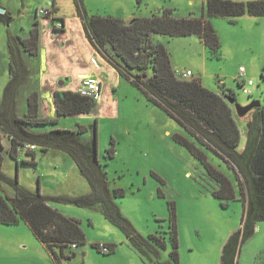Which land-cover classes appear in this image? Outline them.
I'll return each mask as SVG.
<instances>
[{
  "label": "rangeland",
  "instance_id": "1",
  "mask_svg": "<svg viewBox=\"0 0 264 264\" xmlns=\"http://www.w3.org/2000/svg\"><path fill=\"white\" fill-rule=\"evenodd\" d=\"M81 1L89 16H113L126 21L134 16H150L163 8H173L177 17L206 16V0ZM53 2L56 12L49 17L37 14L41 9H52ZM0 6L12 17L9 22L0 20V104L11 78L9 34L26 38L38 22L39 46L46 53V60L22 50L29 74L18 94V114L24 116L27 92L31 88L41 94L52 86L75 90L79 71L99 77L101 95L89 114L60 116L56 124L40 128L79 129L85 126L87 130L82 138L87 141L92 140L96 128L98 157L107 172L109 185L112 189L125 190L124 196L115 197L123 215L145 237L153 233L166 236L167 247L161 249L159 260L170 259L172 244L165 231L169 230L170 221L168 201H174L180 264H222L223 246L241 226L242 200H230L223 206L213 195L217 187L215 180L187 146L176 139V134L190 137L188 132L175 118L150 102L129 78L120 75L117 64L107 57L109 55L120 64L110 47L103 51L94 48L86 36L77 0H0ZM52 16L55 22L61 21L60 18L66 20L64 32H54ZM211 22L220 37V57H212L203 38L197 34H153L152 39L166 46L178 77L190 69L191 77H200L205 87L217 92L233 91L237 103L264 102L261 75L264 17L246 13L235 21L212 17ZM93 57L98 60V66L93 63ZM241 67L245 68L244 72ZM152 72L149 69L148 75ZM249 79L254 81L248 86L252 94L242 87ZM50 107L45 106L44 112H50ZM53 114L57 116L56 110ZM237 120L244 133L245 122ZM0 142L6 147L3 172L11 177L18 173L19 182L29 190H40L46 196H80L91 191L88 180L67 152L50 148L44 153L38 146L35 166L23 163L29 158L26 153L20 154L18 161L12 158L6 152L9 145L6 137L1 136ZM112 147L111 155L109 149ZM219 161L216 157L211 159L217 166ZM220 168L229 174L223 164ZM0 193L13 195L14 189L0 182ZM50 204L81 220L86 243L75 248L74 256L57 262L25 221L11 225L0 223V264H153L149 257H141L140 253L132 256L125 234L101 210L57 200H51ZM98 242H114L118 248L114 253L104 254L94 245ZM151 257L155 259V255ZM235 261L236 264H264V220L257 223L255 233L237 251Z\"/></svg>",
  "mask_w": 264,
  "mask_h": 264
},
{
  "label": "trees",
  "instance_id": "2",
  "mask_svg": "<svg viewBox=\"0 0 264 264\" xmlns=\"http://www.w3.org/2000/svg\"><path fill=\"white\" fill-rule=\"evenodd\" d=\"M77 6L84 20L86 36L94 48L103 51L110 47L120 64L109 55L107 57L117 64L120 75L129 78L150 102L175 118L188 132L190 137L176 134V139L187 146L215 180L217 187L213 189V195L221 200L223 206L237 198L243 201L241 226L228 237L221 254L222 264H236L237 251L255 233L257 223L264 220V104L243 116L236 115L229 101V98L237 99L233 91L211 90L202 84L200 77H178L168 49L164 44L154 42L152 36L197 34L203 38L211 56L220 57L221 41L211 18L227 17L235 21L246 13L264 17V0H206V16L177 17L173 8H163L152 12L150 16H134L127 21L113 16H89L81 0H77ZM55 11L53 8L52 12ZM11 18L8 11L0 12V20L9 22ZM54 19L55 16H52L53 23ZM60 19L64 22V18ZM39 37L38 22L26 38L9 34L11 78L0 104V130L10 142L6 152L16 161L20 154L26 153L29 158L23 163L36 166V152L24 150L26 144L40 146L42 152L50 148L65 151L88 180L91 191L80 196H46L40 190H29L19 182L18 173L11 177L3 172L5 148L0 142V182L14 189L13 196L0 193V223L11 225L25 221L52 252L54 259L60 262L62 258L74 256L75 248L87 241L81 220L62 213L50 204L51 200L71 202L101 210L107 219L122 230L128 242L142 256L149 257L153 264H180L174 201H168L170 221L169 230L165 232L169 233L172 249L170 259L165 262L159 260L158 256L161 249L167 247L166 236L161 233L143 236L116 203L115 197L124 196L125 190L112 189L109 185L107 172L98 157L96 128L91 141L82 138V133L87 130L85 126L79 129L40 128L56 124L60 116L89 114L97 103L96 98L78 90H55L53 101L57 116L48 117L40 115V93L32 90L27 98L26 114H18V94L29 74L22 50L38 56ZM149 69L153 71L150 76ZM261 75L264 79V67ZM238 118L246 123L243 148L239 147L242 133ZM113 150V147L109 149L111 155ZM212 157L220 160L218 166L211 162ZM222 164L229 174L220 168ZM107 244L110 250L104 254L114 253L116 243ZM94 245L99 249V242ZM152 255H155V259Z\"/></svg>",
  "mask_w": 264,
  "mask_h": 264
},
{
  "label": "built area",
  "instance_id": "3",
  "mask_svg": "<svg viewBox=\"0 0 264 264\" xmlns=\"http://www.w3.org/2000/svg\"><path fill=\"white\" fill-rule=\"evenodd\" d=\"M52 13V9H41L37 12V14H42V15H51ZM64 24L61 21L55 22L54 21V27L55 29H61L63 28ZM93 63L98 66V60L96 58H92ZM241 72L245 71L244 67H241ZM193 75L192 71L189 69L187 71H183L181 72V78H190ZM101 84L102 81L100 80L99 77L94 76V75H85L81 78V82L80 85L78 87V91L84 95H90L94 98H96L97 100L100 98L101 95ZM254 84V81L252 79H249L247 81V83H244L242 85L244 91L248 94H252V91L250 90V88H248V86H251ZM37 146L33 143H28L25 145L24 150H36ZM75 244L73 245V247L75 248ZM99 250L102 253H107L110 250V247L107 243L105 242H101L99 243Z\"/></svg>",
  "mask_w": 264,
  "mask_h": 264
},
{
  "label": "crops",
  "instance_id": "4",
  "mask_svg": "<svg viewBox=\"0 0 264 264\" xmlns=\"http://www.w3.org/2000/svg\"><path fill=\"white\" fill-rule=\"evenodd\" d=\"M56 4H55V2H54V4H53V7L55 6ZM53 7H52V9H53ZM55 9H57L56 8V6H55ZM56 12V11H55ZM63 24H64V26H63V28H61L60 30H54V32L56 33V34H58V33H62V32H64L63 30H64V28H66V20L64 19V22H63ZM53 26H54V24H53ZM62 31V32H61ZM97 50V49H96ZM97 52V51H96ZM40 58H43V60L45 61L46 60V53L43 51L42 52V50H41V48H40V53H39V55H38ZM90 73L89 72H85V71H79L78 73H77V77H79V79L77 80V88L75 89V90H78V86H79V84H80V81H81V78L83 77V76H85V75H89ZM91 75V74H90ZM26 84V83H25ZM24 85V84H23ZM22 85V86H23ZM22 86H21V88H22ZM43 89V88H42ZM101 89H102V87H101ZM21 90V89H20ZM32 90H35L34 88H31L30 90H28V92H27V98H28V95H29V93L32 91ZM55 90H61L58 86H52L51 88H46L45 90H44V93L43 94H41V91H39V93H40V115L41 116H48V117H54V114L53 113H55V105H54V101H53V92L55 91ZM38 91V90H37ZM20 93V92H19ZM18 100V99H17ZM264 104V102H262L261 101V105H263ZM45 106H51L50 107V112H44V107ZM26 112H27V106H26ZM26 112H25V114H26ZM24 114V115H25ZM44 130H46L45 128H43ZM39 130H41V129H39ZM242 133V132H241ZM243 134V136L241 135V142H240V148H243V146H244V144H245V141H246V123H245V131H244V133H242ZM1 136H3L4 138L6 137L7 138V140H8V143H9V145H10V142H9V138L6 136V135H4V134H2L1 133V130H0V139H1ZM9 145L7 146V149L9 148ZM6 148V147H5ZM49 151V150H48ZM48 151H46V152H48ZM36 152V151H35ZM46 152H44V153H46ZM91 190V189H90ZM14 195V194H13ZM13 195H10V196H13ZM242 203H243V201H242ZM243 206H244V203H243ZM58 209V208H57ZM62 212V211H61ZM66 213V212H65ZM243 213H244V208H243ZM126 241L128 242V240H127V238H126ZM106 243H114V242H106ZM122 243H125V241L123 240V242ZM128 244L130 245H128L129 247H130V252H131V254H132V256L133 257H135L136 256V254H139V252L128 242ZM46 247V246H45ZM47 248V247H46ZM117 248H118V246H117V243H116V250H117ZM115 250V251H116ZM140 256L142 257V255L140 254ZM137 258V257H136Z\"/></svg>",
  "mask_w": 264,
  "mask_h": 264
},
{
  "label": "water",
  "instance_id": "5",
  "mask_svg": "<svg viewBox=\"0 0 264 264\" xmlns=\"http://www.w3.org/2000/svg\"><path fill=\"white\" fill-rule=\"evenodd\" d=\"M0 12L1 13L5 12V8L0 6ZM229 101L231 104L234 105L237 114L240 116L247 114L253 108L261 105V100H252L251 102L245 105L237 103L233 98H229Z\"/></svg>",
  "mask_w": 264,
  "mask_h": 264
}]
</instances>
